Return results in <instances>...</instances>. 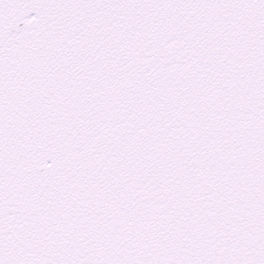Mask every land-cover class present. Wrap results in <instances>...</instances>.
Instances as JSON below:
<instances>
[{
  "label": "snow or ice",
  "instance_id": "1",
  "mask_svg": "<svg viewBox=\"0 0 264 264\" xmlns=\"http://www.w3.org/2000/svg\"><path fill=\"white\" fill-rule=\"evenodd\" d=\"M0 264H264V0H0Z\"/></svg>",
  "mask_w": 264,
  "mask_h": 264
}]
</instances>
